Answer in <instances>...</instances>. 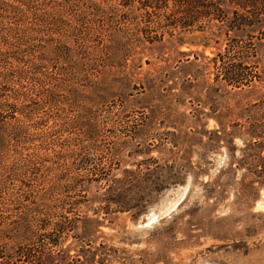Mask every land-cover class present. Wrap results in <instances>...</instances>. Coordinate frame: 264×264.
<instances>
[{"label": "rangeland", "instance_id": "obj_1", "mask_svg": "<svg viewBox=\"0 0 264 264\" xmlns=\"http://www.w3.org/2000/svg\"><path fill=\"white\" fill-rule=\"evenodd\" d=\"M138 6L0 0V84L14 67L4 98L17 106L0 116V209L51 222L79 210L74 233L93 240L80 264L101 242L127 264H264V31L235 49L140 42L141 27L162 30Z\"/></svg>", "mask_w": 264, "mask_h": 264}, {"label": "trees", "instance_id": "obj_2", "mask_svg": "<svg viewBox=\"0 0 264 264\" xmlns=\"http://www.w3.org/2000/svg\"><path fill=\"white\" fill-rule=\"evenodd\" d=\"M138 8L150 16L159 13L161 19L158 24L162 30L160 35L155 34L153 36L141 27L142 37L139 35L138 39L140 42L164 41L167 35V42L176 47L185 44H202L204 47H209L212 43L219 46L225 43L235 49L240 47L249 36H251V40L264 31V0H139ZM23 30V36L29 38L28 28ZM195 31H200L201 34L191 36ZM61 53V47H54L52 51L47 52V59L45 60L50 61L51 58L49 59L48 56L51 54L52 57H59ZM253 53L254 55H251L253 57H257L259 54L257 50ZM227 58L228 56H223V60ZM223 64H226V60L223 61ZM242 64H233L231 67L223 68V74L226 75L229 85L237 88L244 85L243 75H247V73ZM14 72L15 68L12 67L2 75L4 83L0 84V116L6 113L15 118L17 112L16 102L4 98L6 81ZM68 103L70 105V101ZM78 123L82 124L81 122ZM90 160L89 155L80 154L75 165L79 168L88 169L94 176V178L91 177V180L109 182V178L99 179V176L95 177L97 173L92 172ZM79 184L84 187L82 181ZM66 208L65 212H75L69 207ZM131 209L138 210L136 213L143 210L137 206H133ZM78 211L74 213L77 215L76 217L62 214L57 221L51 222L36 216L41 213L36 206L35 208L28 207L26 212L16 214L14 218L4 215L3 210L0 209V259L3 261L8 259L9 262L15 260L18 264L82 263L85 252H91L89 248L93 247V240L87 239L89 236L87 232L82 235V238L74 233L78 228V220L81 216ZM87 220L91 221L90 219ZM91 222L99 223L98 220ZM70 238L77 239L79 244L73 245L71 243L65 246V242ZM73 247L79 249L78 251L75 250L74 254L71 253ZM94 248L90 260L91 264H104L113 260H117L120 264H127V259L119 255L118 250L108 246L105 242L99 243Z\"/></svg>", "mask_w": 264, "mask_h": 264}]
</instances>
